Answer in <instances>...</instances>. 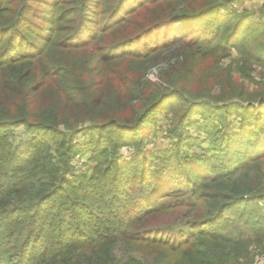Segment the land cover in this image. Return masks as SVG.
Segmentation results:
<instances>
[{
  "label": "trees",
  "instance_id": "16d2710c",
  "mask_svg": "<svg viewBox=\"0 0 264 264\" xmlns=\"http://www.w3.org/2000/svg\"><path fill=\"white\" fill-rule=\"evenodd\" d=\"M238 1L75 0L65 28L63 0H0V264H234L264 249V20ZM160 115L177 148L143 150ZM195 115L210 148L190 155ZM17 127L36 136L15 144ZM125 144L138 153L121 167ZM87 151L91 178L71 163ZM170 220L194 231L168 239Z\"/></svg>",
  "mask_w": 264,
  "mask_h": 264
},
{
  "label": "rangeland",
  "instance_id": "374dc122",
  "mask_svg": "<svg viewBox=\"0 0 264 264\" xmlns=\"http://www.w3.org/2000/svg\"><path fill=\"white\" fill-rule=\"evenodd\" d=\"M75 0H63V7H61V12L59 14V19L62 20L58 24L59 27H65V28H71L72 25H77L79 23V18L76 17L74 14H65L66 9L71 8V4ZM32 6H36L37 8H47V6L40 1H34L31 3ZM94 4V3H93ZM236 4H233V6L236 8ZM103 7V3L100 5H93V10H100ZM47 10V9H46ZM262 14L264 15V3L262 4V9H260ZM96 11V12H98ZM91 16L93 19L96 17H93V13H91ZM63 18V19H62ZM37 23L44 22L41 19H36ZM92 25V24H91ZM90 24L88 26H91ZM93 26V25H92ZM34 40L36 38L32 37ZM233 58H238L239 57V52L236 51L235 49L232 50ZM230 62V59H226L223 62V65L226 66ZM261 74H264V67H257L256 71V76H261ZM230 120L234 122V124L237 126L236 129H238V122L236 119V115H230ZM195 121H199V123H196L193 127H190L189 132L193 134L195 137L198 138V141H201L198 143V145H194L193 147H186L184 148L187 150V152L191 155L194 153H200L203 151H208L210 148V143L208 141L204 140L207 138L205 131L202 128V124L205 122V119L201 115H195L194 116ZM157 127L154 130L155 133L149 137L146 141V145L144 146L147 151H155V150H160V151H172L177 148L178 141L176 138H174L171 133H169L168 128H169V122L165 119L164 115H160L158 118V123ZM32 136H36V134H32L29 130H27L25 127H17L15 128V135L12 137V141L15 144H22L23 142H26L31 138ZM200 139V140H199ZM77 140L84 141L85 140V135H80ZM203 143V147L200 148L199 145ZM206 148V149H205ZM205 149V150H204ZM137 148L134 147L131 144H125L122 146V148L119 151L118 157L114 158L113 160L117 162L121 167H125L127 162H129L136 154H137ZM95 155L92 152H81L77 154L75 157L72 158L71 163L73 164L75 168V174H85L89 178L93 177L95 174V166L96 162L92 159ZM99 159V157H97ZM160 162L157 161L156 165L160 166ZM108 199V197H107ZM262 204V203H261ZM97 207V205H95ZM262 207L264 209V205L262 204ZM233 213L228 212L227 216H231ZM173 220H170L171 222ZM177 223V222H176ZM175 223V224H176ZM173 225L174 221L172 222ZM177 227L174 229H170L167 231V233H162L161 235L167 236L168 239L175 238L177 240H182L183 236L185 235L184 233L181 234L182 231L185 232H190L194 231L193 227L191 226H186L185 224L182 223H177ZM238 240V239H237ZM250 254L247 255V258H240L238 259L234 264H264V249L256 248L255 246H251L250 249Z\"/></svg>",
  "mask_w": 264,
  "mask_h": 264
},
{
  "label": "crops",
  "instance_id": "0c3cea01",
  "mask_svg": "<svg viewBox=\"0 0 264 264\" xmlns=\"http://www.w3.org/2000/svg\"><path fill=\"white\" fill-rule=\"evenodd\" d=\"M264 3V0H239L236 4V8L238 11L248 10V11H254L256 12L258 17H263L261 10L262 4Z\"/></svg>",
  "mask_w": 264,
  "mask_h": 264
}]
</instances>
